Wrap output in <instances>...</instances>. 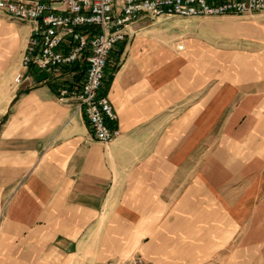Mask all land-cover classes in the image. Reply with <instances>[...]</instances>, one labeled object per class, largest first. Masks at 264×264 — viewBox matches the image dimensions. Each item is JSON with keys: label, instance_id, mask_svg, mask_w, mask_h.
I'll return each mask as SVG.
<instances>
[{"label": "crops", "instance_id": "crops-1", "mask_svg": "<svg viewBox=\"0 0 264 264\" xmlns=\"http://www.w3.org/2000/svg\"><path fill=\"white\" fill-rule=\"evenodd\" d=\"M234 17L214 24L252 47L220 73L212 47L169 57L149 17L136 22L105 77L120 129L105 146L45 73L14 85L30 29L20 39L27 22L0 14L1 264H200L229 245L231 209L264 207V19Z\"/></svg>", "mask_w": 264, "mask_h": 264}, {"label": "built area", "instance_id": "built-area-1", "mask_svg": "<svg viewBox=\"0 0 264 264\" xmlns=\"http://www.w3.org/2000/svg\"><path fill=\"white\" fill-rule=\"evenodd\" d=\"M0 14L30 24L22 70L45 73L56 85L57 98L75 102L92 138L107 146L120 129L104 81L112 55L132 36L136 22L144 17H264V0H0ZM74 71L81 74L78 82ZM131 264L144 263L136 258Z\"/></svg>", "mask_w": 264, "mask_h": 264}, {"label": "rangeland", "instance_id": "rangeland-1", "mask_svg": "<svg viewBox=\"0 0 264 264\" xmlns=\"http://www.w3.org/2000/svg\"><path fill=\"white\" fill-rule=\"evenodd\" d=\"M227 17V16H224ZM220 17H201V18H178V17H159L146 18L144 30L154 32L161 35L166 41L163 43L164 49L169 57H178L191 59L192 56L197 58L203 57L202 60L209 58L207 53L209 50L204 49L205 46L212 47L216 51L215 59H217V72L223 69H229V65L225 63L230 51H246L252 47V42L244 41L238 37L224 38L233 29L220 28L215 25ZM237 22L256 21L258 18L264 19L260 14L242 15L234 17ZM17 36L22 39L28 34L30 24L15 23ZM199 38L204 43L203 48H189L186 40L190 38ZM186 48H182V45ZM185 50V51H184ZM185 55V56H184ZM204 67V66H202ZM205 68V67H204ZM207 71V69H206ZM22 68L14 77L22 75ZM205 73V71H204ZM186 77L192 81V76L186 73ZM207 88L208 84L201 86ZM2 113H0V132L2 131ZM207 145H201V152H206ZM223 162V161H222ZM206 160L201 161V167L204 166ZM220 165V162L218 161ZM254 204L250 202V205ZM234 207L232 208V239L226 248L215 252L214 248L207 254H202L200 264H264V207L256 206ZM215 208V207H210ZM224 213L225 209L217 206ZM219 249V248H218ZM1 264V263H0Z\"/></svg>", "mask_w": 264, "mask_h": 264}, {"label": "trees", "instance_id": "trees-1", "mask_svg": "<svg viewBox=\"0 0 264 264\" xmlns=\"http://www.w3.org/2000/svg\"><path fill=\"white\" fill-rule=\"evenodd\" d=\"M115 69H116V67H114L113 70H115ZM111 80H112V77H111V76H108V78H107V80H106V85H109L110 82H111ZM4 120H5V117H4L3 121H4Z\"/></svg>", "mask_w": 264, "mask_h": 264}]
</instances>
